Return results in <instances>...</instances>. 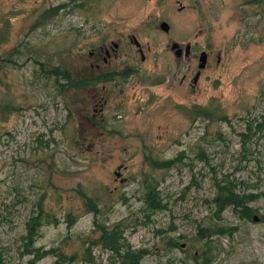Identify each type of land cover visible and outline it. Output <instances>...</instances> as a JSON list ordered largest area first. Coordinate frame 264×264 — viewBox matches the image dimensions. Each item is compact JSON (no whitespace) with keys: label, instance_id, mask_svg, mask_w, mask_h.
I'll return each instance as SVG.
<instances>
[{"label":"rangeland","instance_id":"1","mask_svg":"<svg viewBox=\"0 0 264 264\" xmlns=\"http://www.w3.org/2000/svg\"><path fill=\"white\" fill-rule=\"evenodd\" d=\"M120 37L131 52L95 57ZM230 191L255 195L249 218L219 211ZM263 193L264 0H0V264H30L38 215L34 264H264Z\"/></svg>","mask_w":264,"mask_h":264},{"label":"trees","instance_id":"2","mask_svg":"<svg viewBox=\"0 0 264 264\" xmlns=\"http://www.w3.org/2000/svg\"><path fill=\"white\" fill-rule=\"evenodd\" d=\"M67 73L66 70H63L62 76H64ZM108 80V79H107ZM81 84H86V85H94L97 83H102V79H87L85 81H80ZM198 109L196 108V112L198 113ZM201 111L205 112V109H201ZM170 161H164L163 163H154V165H161L163 167H167ZM264 196V193H263ZM255 199V195H243V196H238L234 194L233 192H229L226 195H219L217 198L214 199V203L217 206V208L222 210L226 206H231L233 205L234 208L236 209L239 207L241 209V215L243 217L249 218L250 215L253 213V209L248 206L246 203ZM144 203L145 207L148 210L151 211H157V210H162L165 209V203L162 202V200L159 197V191L157 190V185L156 184H149L147 191L144 195ZM93 205L91 206V208ZM254 217V216H253ZM72 219L68 218V222L71 223ZM42 225V221L40 220V216H34L31 217L28 223H26V232L25 235L23 236V239L25 240V253L26 254H31L35 250V255L32 256V259L30 260V264H34V262L41 257L44 256L46 252L39 253L38 249L33 247V244L35 242V238L37 235V231L39 230L40 226ZM225 229L220 228L216 233H224ZM202 237H207L211 236V231H207L204 233V235H201ZM101 242L102 245L106 248H109L116 253H119L121 250L122 246L120 244V234L115 232L111 234H105L102 233L101 237ZM53 250V249H52ZM52 252V251H51ZM143 253L139 251H129L127 248L124 251V257L126 260L128 259V264H139L140 259L142 258ZM54 264H63L59 260L55 261Z\"/></svg>","mask_w":264,"mask_h":264},{"label":"flooded vegetation","instance_id":"3","mask_svg":"<svg viewBox=\"0 0 264 264\" xmlns=\"http://www.w3.org/2000/svg\"><path fill=\"white\" fill-rule=\"evenodd\" d=\"M162 22H165V21H161ZM168 31V30H167ZM113 46H108V45H103V43L101 45H98L97 48H95L97 51L95 53V57L97 59H99L102 55V61L105 63L109 58L116 56L118 55L120 49H121V46L123 45L125 48H126V45L123 44L122 42V39L121 37L119 38V42L116 44V43H113L112 44ZM134 45L136 46L137 48V52L138 54L141 55V59H144V52L142 50V48L140 47V43L134 39ZM122 49V51H124L125 53H127L128 51H130L129 48H126V49ZM171 51L177 61V64H178V60L180 61L182 58H183V61H189L191 58H192V54H191V45L190 43H187L184 47V49H181L180 47H178V45L172 43L171 44ZM131 52V51H130ZM203 55V61L201 62L200 61V57ZM91 56H93V52H91ZM128 61V60H127ZM206 61H207V52L202 50L200 53H199V56H198V70L195 71V74H194V77H193V82H195L200 74V71L201 69H203L206 65ZM202 65L201 67L199 65ZM97 69L99 68L98 64H96L95 66ZM187 69L189 70V65L187 67ZM191 70V69H190ZM189 70V72H190ZM131 71V69H126L125 71H106V72H103V73H99V74H96V75H92L90 77H86V78H83L81 79L80 81H85L87 79H102V83H106V82H109V81H114L116 78H122V79H125V77L128 76L129 72ZM108 79V80H107ZM83 86L86 85V84H82Z\"/></svg>","mask_w":264,"mask_h":264},{"label":"water","instance_id":"4","mask_svg":"<svg viewBox=\"0 0 264 264\" xmlns=\"http://www.w3.org/2000/svg\"><path fill=\"white\" fill-rule=\"evenodd\" d=\"M160 28L163 30V31H167L169 26L166 22H162L160 23ZM175 44V43H174ZM200 61L202 62L203 61V55L200 57ZM200 67L202 66L201 64L199 65ZM256 219V217H254V220Z\"/></svg>","mask_w":264,"mask_h":264}]
</instances>
